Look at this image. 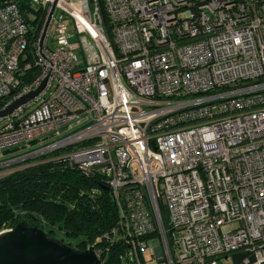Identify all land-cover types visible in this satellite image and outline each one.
<instances>
[{
    "label": "built area",
    "instance_id": "built-area-1",
    "mask_svg": "<svg viewBox=\"0 0 264 264\" xmlns=\"http://www.w3.org/2000/svg\"><path fill=\"white\" fill-rule=\"evenodd\" d=\"M27 1L0 0V109L43 85L0 153L36 145L0 176L71 146L46 159L101 174L135 264H264V0Z\"/></svg>",
    "mask_w": 264,
    "mask_h": 264
},
{
    "label": "trees",
    "instance_id": "trees-1",
    "mask_svg": "<svg viewBox=\"0 0 264 264\" xmlns=\"http://www.w3.org/2000/svg\"><path fill=\"white\" fill-rule=\"evenodd\" d=\"M16 1L25 13L28 1ZM36 69L28 70L26 76ZM70 148L21 161L15 165L23 166L0 176V230L25 221L55 236L58 227L76 238L66 241L75 247L99 248L102 264H135L128 242L112 232L120 220L119 207L101 174L87 175L66 158L46 159ZM105 232L111 237H102ZM142 260L147 264L143 254Z\"/></svg>",
    "mask_w": 264,
    "mask_h": 264
},
{
    "label": "water",
    "instance_id": "water-1",
    "mask_svg": "<svg viewBox=\"0 0 264 264\" xmlns=\"http://www.w3.org/2000/svg\"><path fill=\"white\" fill-rule=\"evenodd\" d=\"M43 82L30 92L0 109V116L39 91ZM106 187V186H105ZM249 258L243 263L244 257ZM233 264H251L249 250L231 254ZM0 264H102L92 246L77 248L61 238L49 235L41 227L19 221L11 229L0 230Z\"/></svg>",
    "mask_w": 264,
    "mask_h": 264
},
{
    "label": "rangeland",
    "instance_id": "rangeland-1",
    "mask_svg": "<svg viewBox=\"0 0 264 264\" xmlns=\"http://www.w3.org/2000/svg\"><path fill=\"white\" fill-rule=\"evenodd\" d=\"M51 45H53V44L51 43ZM76 51L81 55V51L80 50H77L76 49ZM34 145H36V144H34ZM34 145H28V146H25L23 148L14 150L13 152H7V153H3V154L0 153V158H4V157H7V156H11V155H13L15 153H18V152H23L25 150L30 149ZM9 171H11V169L6 170L5 173H7ZM55 229L56 230H55V233L54 234H55V237H57V238H61L64 241H68L69 239L72 241V240H75L76 239L75 237H71V236L64 235L63 232L58 227L55 228ZM142 254H143V256H145L146 261H147V264H154L155 259L151 256V249L149 247L147 249L143 250L142 251ZM139 260L143 263V260L142 259H139Z\"/></svg>",
    "mask_w": 264,
    "mask_h": 264
}]
</instances>
